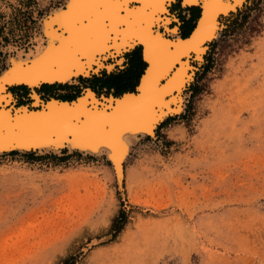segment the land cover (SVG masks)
I'll list each match as a JSON object with an SVG mask.
<instances>
[{"label":"rangeland","instance_id":"rangeland-1","mask_svg":"<svg viewBox=\"0 0 264 264\" xmlns=\"http://www.w3.org/2000/svg\"><path fill=\"white\" fill-rule=\"evenodd\" d=\"M176 2L170 12L180 32L179 16L191 25L196 11ZM49 3L0 0L7 36L16 9L33 20L7 42L0 36V72L9 55L34 49L32 34H24L39 31L38 17L55 8ZM260 7L240 25H231L241 20L235 14L223 20L203 64L192 62L197 70L181 114L160 122L153 138L130 140L120 188L104 155L1 154L0 264H56L67 255H77L74 264H264V2ZM207 63L190 100L188 88ZM118 210L126 220L111 239Z\"/></svg>","mask_w":264,"mask_h":264},{"label":"bare ground","instance_id":"bare-ground-1","mask_svg":"<svg viewBox=\"0 0 264 264\" xmlns=\"http://www.w3.org/2000/svg\"><path fill=\"white\" fill-rule=\"evenodd\" d=\"M179 1L180 6H186L190 11H196L194 20L198 15L199 9L201 10L196 26L189 36L181 39L179 34L181 31L178 32L177 19L170 12L171 2H176V0H163L160 5L154 6L159 7L161 11L156 13L155 22L150 23L148 27L149 32L164 46V51L152 49L150 43L143 37L139 41L128 45L126 49L128 53L135 48L138 50L140 65L138 64L139 67H136L137 69L135 70L137 76L133 83V88L137 84L138 77L146 64L144 73L136 87V95L129 93L133 89L115 92L111 88V91L107 93H96L89 86L79 82L78 77L90 78L92 75L99 76L102 71L109 74L104 68L99 67V55L96 57V67L88 66L85 69L83 62H81V68L76 70L77 73L86 70L87 75L77 74L73 76L63 62L64 36L60 30L64 27L67 18L81 12H93L101 7L107 9L110 6L90 3L87 0H63L62 5L52 8L48 13L40 18L38 17V34L34 30L32 32L29 29L24 34V36L32 34L30 40L33 38L36 42L34 49H29L26 54L22 53V51H17L15 54L9 55L5 61L4 68L0 72V78H2L0 83H3L4 95L2 109L3 135L0 138V155L9 154L13 151L21 154L35 152L37 155H39L38 153L53 152V155H56L55 157H59L63 152L67 154L80 152L83 156L91 155L96 157L104 154L112 165L115 180L120 188L123 177L122 163L130 150L128 146L131 143L130 140L145 134L153 138L154 130L160 122L176 114H181L185 104L182 98L184 95L187 96V93H183V90L187 89V85L193 80L197 70L191 66L192 62L199 68L203 64L208 42L218 39L217 37L222 30L221 24L225 19V17L220 18L218 15L227 16L229 10L236 11L235 6L240 9L242 3V0ZM65 6H69L67 10H65ZM124 7L133 8L139 13L149 8L150 5L145 3L144 0H135L134 3ZM56 12H64V15L54 19L53 14ZM184 14L187 15H185L186 18L189 17L188 10ZM33 17H36L35 13ZM153 26L155 28H152ZM192 26L191 24L188 31L185 32L188 33ZM160 27L164 32L168 33L167 37L162 32H159ZM138 44H141V48ZM179 51H184L187 54L177 56L176 53ZM124 52L121 55L122 61L125 59ZM21 53L25 54V56H22ZM165 56L169 58L172 56L176 57L175 63L178 64V67L170 81L174 86L157 106L160 111H145V88L157 67L152 57L159 60ZM104 63L111 64V58ZM53 65L57 66L55 70L52 68ZM97 68L99 70H96ZM121 68L122 66L113 72H117ZM32 74L43 75L45 79L38 84L25 83L24 77ZM57 75L61 77L59 81L54 80ZM53 82L79 85L80 90L83 91L72 102H60L58 101L60 98H57L56 95L43 94L40 91L42 84L51 85ZM19 85L25 86L27 96L25 100L31 101L29 106L37 107L36 110H30L31 108H28V104L23 103L18 107H14V113L11 114L12 106L17 101L16 94L11 88ZM120 92L125 93L121 97L114 99V105L111 106L113 101L112 94L116 95ZM98 94H100V97L97 98ZM8 103L12 105L7 106ZM88 103H90L89 106L86 105ZM96 104L100 106L96 107ZM89 107L101 113L111 115L119 113L120 118L108 130H105L103 123L95 121L86 122L80 130H77L70 123L72 115L87 111ZM107 108L109 109L107 110ZM129 129L134 130L130 131ZM61 149H65V151H61Z\"/></svg>","mask_w":264,"mask_h":264},{"label":"snow or ice","instance_id":"snow-or-ice-1","mask_svg":"<svg viewBox=\"0 0 264 264\" xmlns=\"http://www.w3.org/2000/svg\"><path fill=\"white\" fill-rule=\"evenodd\" d=\"M87 2L110 7L107 9L101 7L93 12H81L68 17L64 27L61 28L60 32L64 36L63 62L73 76L77 74L87 75L86 70L79 73L76 70L81 68V62H83L85 69L88 66L96 67L97 55L100 56L99 67L104 68L109 73L117 70L124 64V61L121 60V55L126 51L128 45L139 41L141 37L150 43L152 49L164 51V46L149 32L148 27L150 23L155 22L156 13L161 11L159 7L154 6L160 5L163 0H144L150 7L139 13L133 8L124 7L134 3L135 0H87ZM61 3H63V0H50L48 7H58ZM67 7L69 6H65V10H67ZM63 15L64 12H56L53 14V18ZM186 54L184 51L176 53L177 56ZM109 58H111V64L104 63ZM152 58L157 67L145 88L146 103L144 108L145 111H160L157 106L174 86L170 81L172 75L176 72L178 64L175 63V56L170 58L165 56L159 60H156L155 57ZM56 67V65H53V70ZM96 70L99 69L97 68ZM44 79L43 75L32 74L24 77V82L38 84ZM60 79L59 75L54 78L55 81ZM57 86L66 87L64 84L58 85L55 82L51 85L52 88ZM76 87L80 91L79 85H76ZM3 101V83H0V138L3 135ZM119 118V113L111 115L89 107L87 111L73 114L70 123L77 130H80L86 122L95 121L103 123L105 130H108Z\"/></svg>","mask_w":264,"mask_h":264},{"label":"trees","instance_id":"trees-1","mask_svg":"<svg viewBox=\"0 0 264 264\" xmlns=\"http://www.w3.org/2000/svg\"><path fill=\"white\" fill-rule=\"evenodd\" d=\"M250 2L252 3L251 6H248V7L244 6V9H242V11L239 10L235 13L234 17L239 16L241 18V20L238 21L236 19H233L231 22V25L237 24L238 22L240 25L242 22H244L246 20V18L249 16V13L251 11L255 12L254 16L256 17L257 13L262 10L260 6H261V4H263L264 0H251ZM16 12L18 14V17L16 15ZM16 12H14L13 16H11V18L7 21V22H9V24L11 26L8 28L9 36H7L3 32L5 24H4V22L0 21V36H2L4 42H7L9 37L12 39V38H14L15 34H18V33H15V30L16 29L19 30L20 25L22 27H26V19H28L30 22H33V20L30 18L29 14L26 11L16 9ZM232 16L233 15H231L230 17H232ZM194 17H195V15L193 16V18ZM179 18L181 19L182 25H183V26H181V32L182 33H180V34H182V36H183V35L187 34L186 32L188 31V29L190 27V24L189 25H187V24H188V21H190L191 19L185 20L183 16H179ZM254 21H255L256 25H259L258 21H256V20H254ZM254 29L255 28H252V30H254ZM18 39H20V37H18ZM13 41H15V40H13ZM137 51L138 50L135 48V49L129 51V53L126 52L124 54V57L126 60L124 63L125 66L123 68L119 69L117 72H112V73L106 74L104 71H102L100 73V76L92 75L90 77L91 79L78 77L79 82H81L84 85L89 86L91 89L95 90L96 93L101 92L102 89H105L104 92L107 93L110 91L111 88H113L115 90V92L124 91V90H132L133 89V83H134L136 76H137L135 74L136 73L135 70L139 67L138 66L139 57H138ZM208 61H209V59H208ZM130 64H131V66H130ZM1 67H2V65H0V68ZM208 68H209V63H207L206 65L203 66L202 72L196 77V83H193L189 86L188 89L190 90V98H189L190 100L200 92V89L202 87H201V84H198L197 80H199L200 78L203 77V75L205 74V72L207 71ZM51 85L42 84L40 91L43 94L56 95L57 98L66 99V100L73 98L79 92L77 90L76 85H74V84H64V85H66V87H58L57 86L55 88H52ZM11 90L16 93L18 104H23V103L27 102L25 100V98L27 97L25 86H21V85L15 86V87H12ZM189 107H191V106H189ZM189 107H188L187 113L182 114V116H181V117L185 118V120L188 119V116H189V113H188ZM167 119H170V118H167ZM9 154H16V152L13 151V152H10ZM72 155H78V154H72ZM22 156H24L26 158H30V159H32V158L38 159V158H42V157L56 158L53 154L35 155L33 152L24 153V154H22ZM125 220H126L125 212L123 210H118L117 213L111 219V223H110V230L113 231L111 239L114 238L119 233L123 224L125 223ZM76 260H77V255H67L66 257L60 259L56 264H74L76 262Z\"/></svg>","mask_w":264,"mask_h":264},{"label":"water","instance_id":"water-1","mask_svg":"<svg viewBox=\"0 0 264 264\" xmlns=\"http://www.w3.org/2000/svg\"><path fill=\"white\" fill-rule=\"evenodd\" d=\"M177 2H179V6H180V1L179 0H176ZM172 3V2H171ZM243 3H244V0H242V3H241V7H242V5H243ZM181 8H184V7H186V6H180ZM168 8V7H167ZM235 8V10L236 11H232V10H229L228 11V14H227V16H223L222 14H219L218 16L221 18H224L225 17V19L227 18V17H229V16H231V15H233V14H235L237 11H239L240 9L237 7V6H235L234 7ZM200 13H201V10L199 9V12H198V15H197V17H196V19L194 20V21H192V28H191V30L186 34V35H184V36H182L180 33V37H181V39H183V38H185V37H187V36H189L190 35V33H191V31L194 29V27L196 26V23H197V20L199 19V17H200ZM224 19V20H225ZM219 23H221V22H219ZM152 28H155L154 26L152 27ZM159 32H162L163 33V35L164 36H166L167 37V35H168V33L167 32H164L163 31V29L160 27L159 28ZM171 37H173V36H171ZM137 46V45H136ZM138 46L141 48V44H138ZM127 51H125L124 53H126ZM190 54H191V52H189ZM193 56V55H192ZM144 64H145V62H144ZM192 66V65H191ZM145 67H146V64H145ZM145 67H144V69L142 70V73L140 74V76L138 77V80H137V84H135V86H134V88H133V90L132 91H125V92H129V93H132V94H134V95H136L137 94V89H136V87H137V85H138V83H139V79H140V77L142 76V74L144 73V70H145ZM193 67V66H192ZM85 89V88H84ZM83 90H80L79 92H78V94H76L73 98H71V99H69V100H66V99H58V101H60V102H72L74 99H76L80 94H81V92H82ZM125 92H120L119 94H112V99H113V101H112V103H111V106H113L114 105V99H116V98H118V97H121V95L122 94H124ZM96 94V93H95ZM100 94H98L97 95V98L98 97H100L99 96ZM104 97H106L105 95H104ZM27 102H25V104L28 106V108H31L30 110H36V108L37 107H31V106H29V103L31 102V101H29V100H26ZM11 104V103H10ZM10 104L8 103L7 104V106H10ZM12 105V104H11ZM20 105H22V104H18L17 103V101L14 103V105L12 106V109H11V114H13L14 112H13V108L14 107H18V106H20ZM87 106H89L90 105V103H88V104H86ZM96 107H99L100 105L99 104H96L95 105ZM28 108H26V110H28ZM109 108H107V110H108ZM146 136H149L148 134H145ZM61 151H65V149H61ZM33 153H35V152H33ZM51 153H53V152H51ZM77 153H79L80 154V152H77ZM104 155V154H103ZM105 156V155H104ZM110 162V161H109ZM111 164V163H110Z\"/></svg>","mask_w":264,"mask_h":264}]
</instances>
